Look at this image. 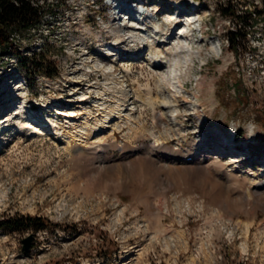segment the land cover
<instances>
[{"label": "rangeland", "instance_id": "1", "mask_svg": "<svg viewBox=\"0 0 264 264\" xmlns=\"http://www.w3.org/2000/svg\"><path fill=\"white\" fill-rule=\"evenodd\" d=\"M138 1L140 10L145 3L149 20L138 25L151 26L155 42L157 36L168 39L158 33L168 26L174 33L185 28V36L167 45L182 51L176 59L185 65L178 70L172 56L165 64L171 78L160 96L171 104L168 109L136 102L139 91L145 98L154 94L156 84L148 78L158 70L148 65L153 60L147 61V40L133 43L132 32L123 34L136 22L129 24L121 2L48 0L40 25L13 34L15 47L0 52V126L6 120L0 129V220L22 214L50 223L38 231L0 229V264H264V20L254 28L240 24L249 34L235 53L227 35L237 21L220 12L230 2L239 13L246 7L263 9L264 2L197 0L194 11L192 0ZM183 9L193 12L195 25L185 27L183 18L169 24L168 17ZM128 36L131 40L120 43ZM40 51L58 75L24 68L20 56ZM152 51L171 55L164 44ZM112 63L117 73L108 78L103 68L111 70ZM124 66L134 71L128 80ZM177 72L184 76L178 79ZM240 80L243 91L237 94L232 85ZM122 83L134 95L133 111H123L106 133L83 135L71 144L77 151L87 146L85 140L104 139L109 148L102 159L69 155L63 148L67 139L53 142L57 127L72 132L89 120L93 126L94 115L106 113L97 106L103 102L98 91L117 94ZM85 92H93L90 104L78 108ZM21 100L44 109L57 126L42 128L40 140L38 134L19 131V120L25 121L18 112ZM57 108L81 113L71 120L58 116ZM128 116L132 121L126 123ZM113 133L124 149L112 146ZM232 133L235 145L228 138ZM160 134L172 137L150 151ZM186 153L200 164L203 158H217L234 174L228 197L205 184L203 172L175 176L170 160ZM130 163L139 183L128 174ZM31 234L35 239L25 251L23 240Z\"/></svg>", "mask_w": 264, "mask_h": 264}, {"label": "bare ground", "instance_id": "2", "mask_svg": "<svg viewBox=\"0 0 264 264\" xmlns=\"http://www.w3.org/2000/svg\"><path fill=\"white\" fill-rule=\"evenodd\" d=\"M118 1L121 2L122 6H124L125 8L127 7V9H124L125 11L129 10V11L136 12L135 15L130 13V15L128 16L129 24L132 25L134 23H132L131 21H135L136 25L129 27L127 29V31L123 32V34H125V35L127 34V32H132L133 36H134V37L132 36L133 39L131 40V38L128 36L127 39L124 38L120 43H125L128 40H131L133 43L136 42V40L140 41L141 43H144V41L147 40L148 44L146 46L149 47L150 51L149 50L148 51L151 52L150 58L147 57V61L149 59H151V61L153 60L152 63L150 62V63H148V65L151 66V68L153 69L152 71H154V70L157 71L158 70L157 72H152L150 74V77L148 78L149 83L151 81V82H154L156 84L155 88H154V94L151 93L149 96H147V98H145L142 95V91H139L138 93H136L137 94V96H136L137 97V101L136 102H140V106H142V105L144 106L145 105L144 107H146V108H151V109L159 108L160 110L168 109L169 107H171V104L165 102V100L163 101L162 100L163 96H160L162 94V92L166 91V89L163 88V85L165 84V82H167L171 78V75L169 74V71L167 70V66L165 65V61L168 63V61H170L171 59L174 60L173 64L176 65L175 67L178 70L179 69L181 70V68L183 66H185V65L179 64L178 61H177L178 59H176V57H178V55H179V57L182 56V54H181L182 51L177 50V48H175V47L170 49L169 46L167 47V45H169L170 41L173 40L174 38H176L177 36H180V37L185 36L186 34L182 33L185 28L183 27L184 29L181 30L179 35H178V33H174V30L170 26H168V28H166V30L162 29L161 32L157 31L158 33H163L164 35H168L169 37H168V39L167 38L166 39L165 38L164 39H159L158 36H157V41L155 42L154 39H151L152 35H149L151 33V31H152L151 26L150 27H146L145 26L144 27L145 29H143V26L141 27V26L138 25L139 22L149 21L146 18V11L147 10L145 9V7L141 8L142 9L141 11L139 9L135 10L133 7L126 5L123 0H117V2ZM142 4L145 5V3H142ZM186 10L187 9L181 10V12H179V15H177V14L175 15L173 13L174 15L169 16L168 17V20L170 22L169 24L177 25L178 23L181 22L182 17L186 16L188 21L185 24V27L186 26L187 27H192L193 25H195L196 21L190 19V17L192 16L191 14H193V12L192 11H186ZM125 11H123V12H125ZM142 11L145 13V16L141 19L142 15H143ZM136 16L139 17L140 19L137 18ZM178 19H181V20H178ZM159 28L160 27H156L155 30H158ZM169 31H170V35L168 34ZM143 32H144V34H143ZM146 34L150 38L148 36H146ZM119 37L122 38L121 35ZM188 39H189V36L187 35V40ZM163 44H164V47H166L167 49L171 50L170 51L171 55H168V54L165 55V54H163V51H161V52L152 51V49L154 47H157V45L161 46ZM117 55H118V53H115V52H111L109 54V56H117ZM170 56H172L171 59H169ZM191 57H192V55H191ZM192 58H194V57H192ZM127 59H129V58H127ZM171 62L172 61H170V63ZM112 65H113L112 67L114 69H112V67H111V70L110 69L106 70L105 68H103L105 76H107L108 78L110 76H112V77L115 76L116 73H117L116 72L117 69H116L115 65L113 63H112ZM162 65L164 66V70H163V66ZM124 67H125L124 68V77H126L125 79L128 80V77L129 76L132 77V75L134 74V71H133V68L130 67V66H124ZM121 69H122V72H123V67ZM159 69H162V70L159 71ZM183 76L184 75H183L182 72H180V74L179 73L177 74L178 79H181ZM117 83L120 84L119 82H117ZM149 86H150V84H149ZM94 87H97V85L96 84L90 85L89 89L91 90ZM155 90H156V92H155ZM92 93L91 92L83 93L82 94L83 96L81 98H78L79 101L77 102L78 105H76V106L78 108H82V105L84 106V105L88 104L89 103V99L92 98ZM98 94L100 95L99 98L103 102H100L98 105L97 104L96 105L99 106V109H101L103 111L106 110V113L103 112L104 114H103V117H101V118H97L98 115H101L100 112L96 113L94 115V118H96V122H95V124H93V126H92V124L91 125L88 124V122L90 121L89 120V121L85 122L87 124L79 125V126L77 125L76 126L77 129H75V131L65 132L66 130L64 131L60 127H57V130L58 129L60 130V131L58 130L59 131L57 133L58 135L54 136L52 134V138L51 139H53V142H58L59 140L65 142L66 139H67L68 146L64 145L63 148L65 149V151H67L69 153V155L76 154L77 157H80V156H83V155H86V156L87 155H91L92 159H94V158L102 159L106 155L107 150L109 148L108 144L105 143L104 139L97 138V139H94L93 141L85 140L86 141L85 143H86L87 146L81 145V148H78L77 151H76V149H74V150L71 149L72 148V145H71L72 142L76 141L78 138L80 139V137H84L83 135H87L89 137V135L93 136V133L96 136L100 135V134H103V133H106L108 127H113L112 125L113 124L116 125L115 122H117V120L123 118V115H124L123 111H125V110H130L131 111L134 108V107L133 108L130 107V106H132L134 104V102L132 101L133 98H134L133 97L134 95L130 94V90H128V88L125 86L124 83H122V86H121V88H120V90L118 91L117 94H112L111 91L110 92L109 91H107V92L98 91ZM107 96L109 98H112L113 102H111L112 99L110 100V99L106 98ZM18 102L20 103V101H18ZM23 103H26L25 106L23 105ZM32 108L33 107L29 105L28 101L27 102L22 101L20 103V106L18 108V112L20 113V116H22V118L25 119V121L24 120H19V122L17 124V128L21 132H33L32 134L33 135L35 134L36 136L38 134L39 137L37 136L36 139L40 140V139H42V138H40V136L43 134V131L49 130L50 126L56 127L57 125L54 124V126H53V122H52L51 118H49V117H46L45 119L40 118V116H38L35 111H32L33 110ZM24 109H26L27 112H25ZM81 111H83V110H81ZM26 113H27V115H26ZM79 113H81L80 109H78L76 111L72 109V110H68L66 112H63V114L66 115L71 120H75V117H77ZM117 114L119 116H117ZM131 114H133V113H131ZM4 116H3V119L5 118ZM131 116L127 117L126 123H129V121H132L131 120L132 119ZM5 123H6V120H5V122H3V124H1L0 129H1L2 126L4 128H6V126H5L6 124ZM69 123H70V121H69ZM91 123H93V122H91ZM38 125H41L43 127L40 128ZM127 125H129V124H127ZM91 126H92V128H91ZM118 127H120V126H118ZM42 128H43V131H42ZM113 134L115 135V133H113ZM114 135H112L113 136L112 137V139H113L112 146L114 148L117 147V148H120V149H124L120 144L117 143L116 135L115 136ZM87 136H86L87 139L91 138V137L88 138ZM223 136L226 137L225 134H223ZM170 137H172L171 134L170 135H166V136L161 135V134L160 135H156L155 136V140L153 142L154 144L151 145V150L150 151L154 152L157 148H161V147L165 146L166 144H168V141H169ZM230 140H232V139L230 138ZM231 144L235 145L236 142L234 140H232ZM231 144H228V143L225 142L226 147L227 146L230 147L229 145H231ZM133 152L128 153V156L135 155V152L134 153ZM188 156H190V154L186 153L183 156H180V157H177L175 159H171L170 160L171 161V165H169V167L171 166L170 167L171 170L176 172L175 176H177L178 178H180V177L181 178H186V176H194L197 172H203L205 174V178H203L204 179L203 182L205 184H207L208 186H210L215 191V193H218L217 195H219V197H225V195H226V197H228V193H229V191L231 190V188L233 186L232 184H234L233 183V180H234V176L233 175L234 174H232L231 172L227 171L225 165L220 163L217 158H214V159L211 158V157L203 158L204 163L200 164V160L201 159H199L198 162H197V161H195L194 158L191 160V158L188 157ZM235 161H237V159H235ZM190 163H192V164H190ZM197 164H200V165H197ZM129 165L130 166L128 167V169H129V173L128 174H130V177H131V179L133 180L134 183H139V176H137V174H135L134 171H133L135 169L133 163H130ZM160 224H161V222H158V226ZM126 263H128V262H126Z\"/></svg>", "mask_w": 264, "mask_h": 264}, {"label": "trees", "instance_id": "3", "mask_svg": "<svg viewBox=\"0 0 264 264\" xmlns=\"http://www.w3.org/2000/svg\"><path fill=\"white\" fill-rule=\"evenodd\" d=\"M47 1L48 0H0V52H6L9 48L15 47L14 41L11 40L13 34L31 31L40 25L43 17L48 12L44 5ZM262 1L264 2V0ZM220 12L223 17H230L237 21L235 27L228 31L227 40L231 48H233V51L238 53L240 41L247 38L249 34L246 30H243L245 26L240 24H245L246 22L250 28H254L264 20V8L257 9L256 7L252 10L246 7L242 13H239L236 5L230 2L229 7L222 9ZM20 61L24 68L31 72L39 71L49 76L59 74L58 69L52 70L49 68V62L46 60L45 54L41 53V51L33 52L29 55L22 54L20 56ZM239 83L243 84L240 80L232 85L237 94L243 91L239 87ZM239 136H241V134H239ZM49 225L50 223L47 222L44 217L37 215L19 214L14 217H4V219L0 220V229L7 230L8 232H16L21 229L38 231L48 228Z\"/></svg>", "mask_w": 264, "mask_h": 264}, {"label": "water", "instance_id": "4", "mask_svg": "<svg viewBox=\"0 0 264 264\" xmlns=\"http://www.w3.org/2000/svg\"><path fill=\"white\" fill-rule=\"evenodd\" d=\"M34 239H35L34 235L31 234V235H29L28 237H26L23 240V243H24L23 248H24L25 251H29L30 250L32 242L34 241Z\"/></svg>", "mask_w": 264, "mask_h": 264}]
</instances>
